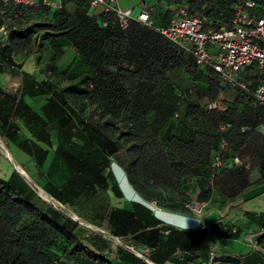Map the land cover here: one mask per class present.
<instances>
[{"label": "trees", "instance_id": "obj_1", "mask_svg": "<svg viewBox=\"0 0 264 264\" xmlns=\"http://www.w3.org/2000/svg\"><path fill=\"white\" fill-rule=\"evenodd\" d=\"M62 1L60 9L23 13L0 2V26L8 29L0 39V71L11 70L19 82L15 91L0 88V135L32 158L35 173L25 170L34 183L120 243L109 247L102 233L41 198L13 169L0 177V264H166L184 252L196 255L188 264L208 259L204 240L210 229L170 227L153 211L135 168L149 174L141 175L145 183L161 180L169 186V205L159 208L190 212L185 204L191 200L205 201V209L222 208L264 184V133L258 130L264 105H253L249 91L222 83L212 67L197 65L189 51L155 28L168 21L160 24L150 13L153 26L133 19L123 29L100 5L91 9L89 0ZM183 1L174 0L177 6ZM186 1L192 12L228 23L233 0ZM69 2L75 5L72 13L66 9ZM259 2L264 10V0ZM162 13L173 14L169 9ZM44 50L50 56L37 72L24 71L26 58ZM240 75L250 89L264 82V73L253 67ZM221 90L234 97L219 99ZM37 94L47 95L41 112L24 99ZM214 100L217 107L209 108ZM14 118L24 119L29 137L19 134ZM221 124L229 126L220 130ZM254 136L261 143L251 160L243 153ZM122 151L130 160L126 168L114 159ZM217 152L222 162L212 166ZM251 166L259 177L224 193V177ZM115 170L134 191L129 206L120 204L128 199ZM244 215L258 229L255 249L242 255L241 263L264 264V212ZM226 224V236L237 238L241 227Z\"/></svg>", "mask_w": 264, "mask_h": 264}, {"label": "built area", "instance_id": "obj_2", "mask_svg": "<svg viewBox=\"0 0 264 264\" xmlns=\"http://www.w3.org/2000/svg\"><path fill=\"white\" fill-rule=\"evenodd\" d=\"M9 4L17 13L31 12L39 7L63 8L62 0H1ZM91 7L101 6L104 11L113 13V20L121 28H126L131 20L143 22L153 26L150 15L151 8L144 6L137 13L133 7L123 8L118 0H89ZM205 5V3H204ZM228 23L222 18L215 19L202 11L190 9V4L184 0L176 8L166 25L155 28L167 39L189 51L195 58L197 65L210 66L219 75L220 81L229 86H236L252 95L253 105H264V82L256 84L252 89L249 83L241 78V73L247 67L258 69L264 73V10L260 9L259 0H233ZM107 21L103 22L106 25ZM8 29L3 27L0 39L6 38ZM217 100L208 103L209 108L217 107ZM229 125L221 124L220 130ZM264 132V124L258 127ZM226 142H221V148ZM238 163L240 159L234 158ZM218 152L214 155L212 166L221 164ZM61 205V203H59ZM158 208L156 203H152ZM206 202L191 200L185 206L194 214H202ZM252 245L254 242L251 241ZM216 250L209 249V258L195 262V264H218L213 256Z\"/></svg>", "mask_w": 264, "mask_h": 264}, {"label": "crops", "instance_id": "obj_3", "mask_svg": "<svg viewBox=\"0 0 264 264\" xmlns=\"http://www.w3.org/2000/svg\"><path fill=\"white\" fill-rule=\"evenodd\" d=\"M0 2H2V1L0 0ZM118 2H120V4H121L123 2V0H118ZM131 5L140 6L141 8L144 6H148L149 8H151L150 13H151L154 21L162 24V23H166L168 21V18H169L168 16H162V14H163L162 12H164V10H166V9L172 10V12H174L175 8L177 6V3H175L174 0H136V2L134 4H126V5L124 4V6H122V7L123 8L133 7ZM260 6H262L261 3H260ZM74 8H75V5L73 3L69 2L66 4V9L69 12L72 13ZM91 9H93V7H91ZM134 9L136 10V8H134ZM215 19H219V18H215ZM222 19H223V17H222ZM3 27H4V24H1L0 32H1V29ZM73 55H74V53H72L67 58V60L70 61ZM49 56H50V53L48 50H44L42 52H35L26 58L22 68L24 71H26L28 73H35V72H37V65L39 63L43 62V60L48 59ZM16 59L20 60L21 56L17 55ZM66 64L67 63L65 60V62L62 64L63 67L66 66ZM18 86H19V82L17 81V79H15L14 77L11 76V70H6L4 72L0 71V88L2 90H4V91H15L18 88ZM39 96L44 97L42 99V101H40V99H37V98H40ZM24 99L35 110H37L38 112H41V108L47 100V95H44V94L26 95L24 97ZM35 105H39V106H37V108H36ZM14 121L17 124V126L19 127V130H18L19 134L23 137L24 136L29 137L30 133L27 130V127L25 126L24 119L23 118H14ZM261 133H264V132L261 131ZM260 140H261L260 136H254L253 137L252 142L249 144L245 153H243L244 158H248V159L250 158L251 160L253 159L252 153H255V149L257 147H259V145L261 143ZM11 149H13V150H11ZM19 150H21V149L17 146L16 143H14L13 141H10V140H5L0 135V162L2 159L7 160L8 163L5 162V164H7L9 166V167H7V165H6V167L4 168L5 171L3 172V174H2L1 168H0V175H1L0 177H2V178L8 177L9 174L11 173V171L13 169H16V168H18V169L21 168V170H24L28 174V172L22 166L24 163L21 160H19L20 158H17V157L21 156V153ZM21 151H23V150H21ZM13 152L17 155L16 157L13 155L14 154ZM52 154H53V152L51 150L49 155H48L47 160L45 161V163L43 165V170H47V168L50 164L51 158H52ZM9 159L12 162L11 164H10ZM29 162H30V164H29L30 172L35 173L36 169H35V165H34L32 158H31V160L29 159ZM249 162H250V160H249ZM25 163H27V160H25ZM28 176L30 177L29 174H28ZM258 177H259L258 171L255 169V167L251 166V169L244 172V173L231 174L229 176H225L224 180H223L222 188L225 191L224 193L234 192L238 187L244 185L245 183L252 182V181L256 180ZM259 198H261L259 201L255 200V199H259ZM253 201H256V203H251ZM157 210H159L160 213L162 215H164L166 219H170V220L172 217H175V215L177 213H186L193 218L200 219L202 221V224H197L195 222H192L191 228L206 226L210 229L209 233L205 236V240H204V243L206 246H207V242L210 241V238L208 237V235H210V234H212L213 236L220 237L223 242H225L227 239L232 238V237L226 236V233L229 230V226L226 223L238 225L241 227L240 234L237 238H239L241 236H245L247 238H251V241H253L255 238L254 235H256L255 233H257L256 231L258 228L254 223H251L247 217H245L244 212L245 211H254L257 214L260 212H264V184H260L258 186H255L254 188H251L241 198L227 204L226 206H224L222 208H217V207L212 206V207L204 209V210H207V213H205V214H203L204 211L202 214H194L192 212H187V211H182V210L178 211V210H173V209L167 208V207H161V208L158 207ZM214 210H216L217 213L219 211L220 215L218 214L217 217H213L212 219L207 218L210 215H214V212H213ZM173 211H176L177 213H175ZM261 231H264V229H262ZM253 232H255V233H253ZM252 249H255V248L251 244V246L249 247V249L246 252H242V253L224 252V253H231V254H235V255L239 256L240 257V263H241V256L248 253ZM262 253H264V250H262ZM224 264H230V263H224Z\"/></svg>", "mask_w": 264, "mask_h": 264}, {"label": "rangeland", "instance_id": "obj_4", "mask_svg": "<svg viewBox=\"0 0 264 264\" xmlns=\"http://www.w3.org/2000/svg\"><path fill=\"white\" fill-rule=\"evenodd\" d=\"M136 2V0H123V4L119 2V4L122 6H124V4H134ZM133 6L134 8H136L135 12L134 13H137V11H139V9L141 8L140 6H136V5H131ZM69 60H66V63H68ZM61 68H63V65L61 66ZM220 95H219V99L221 97H227V98H233L234 97V92L232 91H228L227 90L225 91H220ZM40 98H37V99H40V101H42V99L44 98L43 96H39ZM36 108L37 106L39 105H35ZM219 106L221 107V103L219 104ZM119 126V125H118ZM114 128H117L116 125H113ZM3 148V147H2ZM13 150V149H11ZM20 153H21V156L20 157H17V158H20L19 160H21L24 164L22 165L26 170H28L30 172V168H29V159L31 160V158L29 157L28 154H26L25 152L19 150ZM14 153V152H13ZM15 157L17 156L15 153L13 154ZM22 157V158H21ZM114 159L119 162L123 167H128L130 166V160H129V157L128 155L126 154V152L122 151L120 152L119 154H117ZM25 160H27V163H25ZM10 161V164L12 163L11 160L9 159ZM5 162H7V160H1V164H0V168H1V172L3 174V172L5 171L4 168L6 167L7 164H5ZM8 163V162H7ZM7 167H9L7 165ZM116 171V175H117V180L119 181V184L123 190V192L125 193L126 197H127V202H125L124 200H121V205L122 206H129V200L133 197L134 195V191L133 189L131 188V186L129 185V182L128 180L126 179V176L124 177L122 173H118L117 170ZM135 171L136 173L140 174V179L143 183V194L144 195H147V196H150V199L152 200H149L151 201V204L152 203H156V205H166L168 206L169 204V201L171 200V191L169 189V186L168 185H164L162 183L161 180H158L157 181V185H154V183H148V182H144V177H142L141 175H143V173L147 176L149 174H147L146 172H143V167L141 166H137L135 168ZM1 176V175H0ZM4 177V176H3ZM7 178V177H6ZM27 180L36 188L37 190V193L38 195L47 200L48 201H51L52 203H54L60 210H62L63 212H65L66 214L70 215L71 217H73L74 219L78 220L81 225H83L84 227H87L89 229H92L94 231H98L100 232L99 230H97L95 228V225L89 223L86 219H82V218H77L74 216L75 213H73L72 211V208L71 207H65V206H62L60 205L58 202H56L54 199H52V197H50L49 195L47 196H42L40 191H39V186L34 183L33 179H31V177L27 178ZM42 189V188H41ZM43 190V189H42ZM44 191V190H43ZM46 197V198H45ZM195 197V196H194ZM261 198L259 199H255L256 201H259ZM256 201H253L251 203H256ZM116 202V201H115ZM153 205V204H152ZM154 206V205H153ZM153 211L156 213V215L160 218H162L165 222L171 224L174 217L170 219H166L164 215H162L160 213L159 210H157V208L153 207L152 208ZM70 213H69V212ZM214 212V215H210L209 217L207 218H213V217H217L218 214L220 215V212L216 210L213 211ZM207 213V210H204V213L205 214ZM77 215V214H76ZM78 216V215H77ZM164 218H163V217ZM79 217V216H78ZM89 223V224H88ZM104 235V237L106 239L109 240V244L108 246L113 248L115 247L116 244L120 243L119 242V239L117 237H113L111 235H108L107 233L105 232H100ZM208 237L210 238V241L207 242V248L209 249L210 247L209 246H213L216 250V253L217 254H220V253H224V252H232V253H242V252H246L249 247L251 246V242L249 240V238L245 237V236H241L239 238H231V239H227L225 242L222 241V239L220 237H217V236H213L212 234L208 235ZM58 264H64V263H58ZM166 264H174L173 262H168Z\"/></svg>", "mask_w": 264, "mask_h": 264}, {"label": "water", "instance_id": "obj_5", "mask_svg": "<svg viewBox=\"0 0 264 264\" xmlns=\"http://www.w3.org/2000/svg\"><path fill=\"white\" fill-rule=\"evenodd\" d=\"M17 171L22 174L25 178H29L28 174L24 171V170H20L18 168H16ZM95 228L97 230H99L100 232H104L102 231L99 227L95 226ZM137 254L139 256H141L143 254V251L141 249H137ZM196 255L194 254H190L188 252H184L182 254V256L179 255H173L169 257V261L173 262L175 264H188L189 261H191ZM213 261H219V262H223V263H230V264H241L240 263V257L235 255V254H231V253H220V254H215L212 258Z\"/></svg>", "mask_w": 264, "mask_h": 264}, {"label": "clouds", "instance_id": "obj_6", "mask_svg": "<svg viewBox=\"0 0 264 264\" xmlns=\"http://www.w3.org/2000/svg\"><path fill=\"white\" fill-rule=\"evenodd\" d=\"M133 203H135V201H133ZM192 222L202 224L200 219L193 218L186 213H177L170 227L175 228L178 231H187L191 228Z\"/></svg>", "mask_w": 264, "mask_h": 264}, {"label": "bare ground", "instance_id": "obj_7", "mask_svg": "<svg viewBox=\"0 0 264 264\" xmlns=\"http://www.w3.org/2000/svg\"><path fill=\"white\" fill-rule=\"evenodd\" d=\"M3 145V144H2ZM21 170V168H19ZM22 171V170H21ZM39 191L41 193L42 196H47L48 194L46 192H44L41 188H39ZM46 198V197H45ZM48 200V199H47ZM69 212V211H68ZM70 213V212H69ZM75 217H77L75 214H74ZM78 218V217H77ZM89 224V223H88Z\"/></svg>", "mask_w": 264, "mask_h": 264}]
</instances>
